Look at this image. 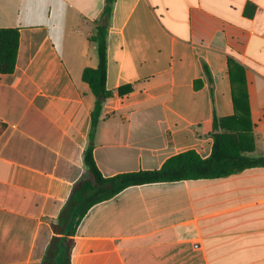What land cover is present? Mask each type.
Wrapping results in <instances>:
<instances>
[{
  "label": "crops",
  "instance_id": "1",
  "mask_svg": "<svg viewBox=\"0 0 264 264\" xmlns=\"http://www.w3.org/2000/svg\"><path fill=\"white\" fill-rule=\"evenodd\" d=\"M107 0H0L18 28L16 69L0 74V264H41L86 174ZM107 88L94 138L105 177L212 153V121L234 114L229 60L246 75L255 149L264 156V0H114ZM205 66L209 70L206 72ZM72 264H264V167L127 188L95 205Z\"/></svg>",
  "mask_w": 264,
  "mask_h": 264
},
{
  "label": "trees",
  "instance_id": "2",
  "mask_svg": "<svg viewBox=\"0 0 264 264\" xmlns=\"http://www.w3.org/2000/svg\"><path fill=\"white\" fill-rule=\"evenodd\" d=\"M114 0H107L93 38L98 48L97 68H85L82 79L95 96L91 114L89 142L84 151L85 176L73 187L57 219L51 223L52 239L41 264H72L74 236L82 220L95 205L108 201L127 188L155 183H172L227 177L250 168L264 167V156L252 157L255 138L244 69L229 60V75L233 84L234 114L219 117L214 111L212 121L213 147L208 158L195 150H187L168 158L161 168L139 170L105 177L94 158V138L105 101L112 96L107 88L108 45L107 24ZM20 46L18 28H0V74L16 69ZM209 75V70L205 66ZM5 126L0 123V135Z\"/></svg>",
  "mask_w": 264,
  "mask_h": 264
}]
</instances>
